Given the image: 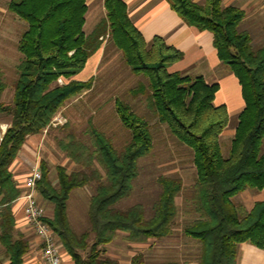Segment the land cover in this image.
Instances as JSON below:
<instances>
[{"label":"trees","instance_id":"trees-1","mask_svg":"<svg viewBox=\"0 0 264 264\" xmlns=\"http://www.w3.org/2000/svg\"><path fill=\"white\" fill-rule=\"evenodd\" d=\"M87 1L8 3V9L28 25L18 43L22 59L10 104L3 100L7 84L0 81V117H7L9 124L0 144V243L9 264H21L29 250L27 240L16 228L12 210L22 189L11 165L28 136L58 124L54 118L61 109L93 87L94 76L83 81L73 76L84 69L105 37L121 52L133 73L148 79V84L139 82L131 91L144 93L156 123L166 125L192 152L196 217L184 227V233L200 243L198 264H239V245L244 242L264 249V200L256 201L250 210L233 201L249 187H264V45L255 49L250 33L239 30L245 11L224 6L223 0H168L187 24L213 33L220 60L241 84L245 107L238 116L229 155L224 156L220 136L229 123V114L225 105L214 104L218 84H208L202 75L169 71L171 64L183 58V52L159 35L147 41L124 0H103L106 15L87 34ZM115 109L131 133L122 151L90 119L86 129L90 145L73 131L59 140L60 148L80 169L57 165L54 182L47 163L40 162L42 178L37 182V193L41 203L52 205V215L46 220L73 264H120L106 252L120 231L130 243H147L173 233L178 214L176 197L184 187L180 175L158 177L161 192L151 217L145 216L141 203L117 207L133 189L139 160L152 152L154 134L152 124L128 102L117 98ZM66 127L68 123L61 129ZM94 182L95 192L87 209L89 228L79 233L71 225L68 201L75 189ZM131 264H147L144 252L134 254ZM160 264L179 263L167 259Z\"/></svg>","mask_w":264,"mask_h":264},{"label":"rangeland","instance_id":"rangeland-1","mask_svg":"<svg viewBox=\"0 0 264 264\" xmlns=\"http://www.w3.org/2000/svg\"><path fill=\"white\" fill-rule=\"evenodd\" d=\"M9 1L0 0V81L7 84L3 94V100L6 104L12 102L14 84L18 77L17 65L22 59L18 43L28 26L26 21L8 9ZM104 14L105 11L103 8L101 9V6L90 5L86 14L84 31L87 34L92 31L96 22L104 17ZM258 19L257 15L251 13L248 20L243 21L242 27H250L248 26L249 20L251 21L249 24H253L254 21L258 23ZM261 45L256 42L254 48L258 49ZM103 46V52L100 55L96 53L90 58L89 65L83 73V75L90 73L93 64L97 62L99 57L93 87L69 101L61 109L57 116H62V122L54 123L43 132L34 134L37 135L34 144L38 152L36 158L28 156L27 159H24L18 153L11 165L12 170L16 177L23 178L37 164L40 167V162L43 160L49 166L50 178L56 182L57 165H64L69 170L80 169L81 166L73 162L60 148L59 140L64 139L68 132L73 131L78 138L90 145V137L86 134L90 119L111 138L115 148L122 151L130 140L131 133L123 125L116 112L115 100L118 98L128 102L137 114L152 124L154 147L149 155L139 160V173L133 181V189L130 195L118 202L117 207L125 209L136 203H141L145 208V216L149 218L153 215V203L158 199L161 192V186L158 183L159 176L180 175L184 181V187L176 197L178 214L173 225V233L162 239H150L143 244L130 243L125 238L124 233H118L114 242L107 246V255L118 259L120 264H131V258L137 252H144L147 264H160L167 259L176 260L179 264H198L200 243L184 233V227L196 217L192 203L196 180L192 152L169 131L166 125L156 123V118L147 107L146 95L144 93L135 95L131 91L138 86L139 82L148 84L147 77L143 74L133 73L124 61L121 52L107 37L104 39ZM83 75L81 73L79 76ZM59 82L63 83V81ZM236 120L233 118L232 125ZM0 121L8 123V118L0 117ZM65 123H68V127L62 130L61 126ZM231 141V135L223 136L220 140L224 156L229 155ZM261 152H264V139L261 144ZM95 186L96 183L94 182L91 185L75 189L68 201L71 225L79 233L89 228L87 209L90 198L95 192ZM38 197L41 201L39 195ZM252 197L250 198L251 203L254 201ZM247 198L248 195L245 197L237 194L233 197V201L245 205L250 202H247ZM42 204L47 215L51 216L52 205L45 202ZM243 254V251H239L238 259L240 261Z\"/></svg>","mask_w":264,"mask_h":264},{"label":"crops","instance_id":"crops-1","mask_svg":"<svg viewBox=\"0 0 264 264\" xmlns=\"http://www.w3.org/2000/svg\"><path fill=\"white\" fill-rule=\"evenodd\" d=\"M124 1L127 4L131 19L134 21L135 25L147 41L151 40L155 35H159L162 36L167 43L175 46L183 52V58L171 64L169 66V71H179L183 74H189L191 76L202 75L208 84H218L219 88L215 93L214 104L225 105L229 114V123L221 133L220 140L226 135H231L233 138L238 124V116L245 107V100L242 95V87L239 79L231 68L223 63L218 56L217 49L213 44V33L208 30H199L195 26L187 24L176 13V11L171 8L168 0ZM194 1L203 3L205 0ZM87 3L88 10L90 5L98 7L101 6V9L103 8L105 11V17L106 10L103 0H88ZM223 5H234L245 11V17L239 24V30H246L250 33L253 47L256 42L257 44H262V47L264 45V1L223 0ZM251 13L257 15L259 22L256 23L254 21L253 24H249V20L248 26L250 27H242L243 21L245 22L246 19L248 20V16ZM101 19H99L96 24ZM103 50L104 46L102 45L96 53H99L100 55ZM90 58L88 59L84 69L73 76V79L83 81L89 79L91 74L92 75L90 77L94 76L95 70L98 67L99 57L97 62L93 64L94 66H92L90 73L83 75L85 69L89 65ZM81 73L83 76H79ZM233 118H236L237 120L232 125ZM36 140L37 135H30L23 144L19 154L22 155L24 159H27L28 156L36 158L38 154L36 150L37 147L34 145ZM36 166H38V164ZM14 177L19 186H22L24 177L18 178L15 174ZM239 194L245 197L248 195L249 199L247 198V202L250 201L251 196H253V203L250 201L248 204H242L245 209L250 210L256 201L264 200V187L260 190L249 187ZM12 210L16 220V228L23 234L29 244V250L24 255L23 262L21 264H44L41 254V239L24 220V201L22 199L15 200L12 204ZM119 233H124L126 235L123 231H120ZM114 240L111 243H113ZM239 251L244 252L241 257V261L238 259L239 264H264V249L257 248L248 242H244L239 245ZM64 258L67 262H72L71 257L66 252L64 254ZM0 264H9V256L1 243Z\"/></svg>","mask_w":264,"mask_h":264},{"label":"built area","instance_id":"built-area-1","mask_svg":"<svg viewBox=\"0 0 264 264\" xmlns=\"http://www.w3.org/2000/svg\"><path fill=\"white\" fill-rule=\"evenodd\" d=\"M264 1V0H262ZM62 82V79H59ZM62 116H56L54 121L62 122ZM9 127L8 123L0 121V144ZM42 178L40 167L35 166L23 179L21 195L18 199L24 201V220L41 239V254L44 264H73L64 258V248L58 236L47 222L49 217L37 193V182Z\"/></svg>","mask_w":264,"mask_h":264}]
</instances>
